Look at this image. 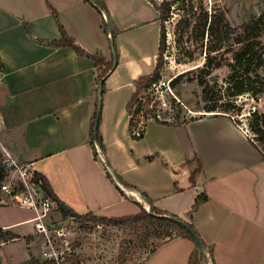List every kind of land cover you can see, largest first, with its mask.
Returning a JSON list of instances; mask_svg holds the SVG:
<instances>
[{
	"label": "crops",
	"instance_id": "obj_1",
	"mask_svg": "<svg viewBox=\"0 0 264 264\" xmlns=\"http://www.w3.org/2000/svg\"><path fill=\"white\" fill-rule=\"evenodd\" d=\"M102 1L107 13L88 0H0V150L43 175L78 215L120 217L138 213L140 204L147 210L143 193L155 207L191 221L208 253L176 236L139 264H189L192 254L194 264H263L264 158L224 113L173 124L148 118L143 135L132 138L126 105L135 81L155 68L160 12L153 0ZM59 25L87 55L50 43L61 39ZM111 32L116 65L103 79L101 156L91 143L100 70L88 55L113 61ZM115 171L130 187L114 179ZM0 206L30 210L0 221L17 236L0 240V264L43 263L32 237L34 212Z\"/></svg>",
	"mask_w": 264,
	"mask_h": 264
},
{
	"label": "rangeland",
	"instance_id": "obj_2",
	"mask_svg": "<svg viewBox=\"0 0 264 264\" xmlns=\"http://www.w3.org/2000/svg\"><path fill=\"white\" fill-rule=\"evenodd\" d=\"M202 11H207L209 14L216 13L217 15L223 12L225 21L232 27H237L252 17H257L260 14L264 16V0H176L172 4L170 16L164 22L166 47L162 56L163 64L159 69V79L171 82L179 74H181V79L174 86L169 83L173 94L169 92L166 94L160 88H158L157 94L145 90L142 108V110H145L153 107L154 113L159 115L161 120L170 123H181L183 120L213 112L221 113L218 110L219 106L228 99L230 71L228 68L223 67L213 70L210 74H215L218 77L214 81L216 83L214 87L215 97L208 102L202 100V86L198 83V79L199 76L203 75L200 69L207 48L227 47L233 41L225 40L219 43L216 38H209L207 42V36H205L204 41L201 42L202 40L199 39L198 35L191 33V28H187L186 25L197 21L199 13ZM233 45V48L237 47L236 44ZM257 48H264V22L262 23L260 45ZM228 53L231 54V52ZM198 66L200 67L196 68ZM251 68L257 73V75L252 72L250 74L252 85L257 86L262 82L264 83V60L260 66L255 67L252 63ZM156 95L160 97L159 100L155 98ZM104 96L103 93L101 95L100 118ZM154 101H156L155 104H153ZM233 102L240 106V110L233 113L232 119L236 120L241 127L247 126L253 111L264 113V91L257 95L245 92L235 96ZM213 104L218 107L217 111H207L206 107ZM140 117L141 114L135 115L136 120L142 119ZM131 137L138 140L136 137ZM135 152L138 153L136 150ZM135 152L131 149L128 150L130 155ZM116 155L119 156L120 161H123L124 157L126 159V152L123 154L122 152H116ZM7 158L5 151L0 150V168L4 169L0 181L9 180L11 183L16 184L17 174ZM115 174L118 176L116 171ZM29 211L21 207L0 206V221L19 218ZM54 212L51 211L48 214L50 216V220L47 219L50 226L49 233L54 237L55 229L64 227L71 249V252H67L65 255V259L71 257L79 264H139L146 253L161 241L167 230L165 223L153 215L141 218L136 222L115 225L107 221L97 223L88 218L72 220L69 217L54 216ZM92 216L94 218L100 217ZM32 237L39 253L43 254V251L46 250V248H42L45 237L34 232ZM142 242H144L143 245ZM55 248L61 250L58 245ZM44 257L42 256V258Z\"/></svg>",
	"mask_w": 264,
	"mask_h": 264
},
{
	"label": "trees",
	"instance_id": "obj_3",
	"mask_svg": "<svg viewBox=\"0 0 264 264\" xmlns=\"http://www.w3.org/2000/svg\"><path fill=\"white\" fill-rule=\"evenodd\" d=\"M95 3L96 8L100 12L101 10H104L107 13L105 4L102 0H92ZM176 0H162L160 3H156V6L160 12V21H161V29H160V37H159V46H158V56L156 60V65L153 70V72L149 75H144L139 77L135 81V91L133 92L131 98L127 102L126 108L128 110L129 115L137 114L140 110V105L137 104V96L142 89H146L150 86V84L160 77L159 69L161 68L163 64V53L166 47V41H165V26L164 22L168 19L170 16V7L173 3H175ZM50 10L52 11L53 15L57 18L56 12L53 7L49 5ZM264 16L260 14L257 17H252L247 22L242 23L241 25L237 27H232L227 21H225V17L223 12H220L218 15L216 13H208L207 11H202L199 13V17L197 21H194L193 24L187 23V28H191V33L194 35H198L199 39L204 41L205 36H207V42L209 41V38H216V41L219 43L225 41V40H233L232 43H230L227 47L219 46L216 48L210 47L207 48L205 55H204V61L201 65V72L203 75L199 76L198 83L202 86V100L208 102L211 98L215 97L214 94V87L215 82L209 81V76L212 73L213 70L221 69L223 67L228 68L230 71L229 75V93H228V99L225 103H222L220 105L219 109L216 106V104L210 105L206 107L207 111H221V113H224L228 117L232 118L234 112H238L240 110V106L237 105L235 102H233V98L235 96L241 95L245 92H248L252 95L261 94L264 91V83L262 82L260 85L253 86L252 80L250 77L251 72L256 74V71L251 68L252 63L254 66H260L263 63L264 60V48H257V46L260 45V37L262 35V23ZM59 29L61 31V39L58 41H51L50 43L54 46H70L72 47L78 54H86L80 47H78L74 41L66 35V33L63 31L62 27L59 25ZM181 35V34H180ZM111 40L114 45L115 49V42H114V33L111 32ZM236 44V48H233ZM228 52H231L229 54ZM87 55V54H86ZM90 56L96 66L99 68V73L96 77V83L97 85L100 83V91L101 95L104 93V77L108 74L110 69L112 68V60L111 61H105L102 55L95 54V55H88ZM231 59V60H230ZM1 66V62H0ZM244 66V67H243ZM200 66L196 67L199 68ZM181 79V74H179L177 77L173 78L171 80V85L174 86L178 81ZM150 111V110H149ZM144 118L147 117H153V119L158 123L163 124H173L165 120H159L155 115H149L148 111L144 112ZM95 118V114H94ZM195 118V117H194ZM100 120V117H99ZM186 120H183L181 122H184ZM99 122V121H98ZM234 122L237 124V121L234 120ZM177 123V122H176ZM134 121L132 115L129 118V128L130 132H132ZM93 126L94 121L92 122V137H91V143L93 144ZM247 126L249 130L252 133V138H249L254 147L258 150V152L262 155L264 158V113H257L255 111L252 112L251 117L249 121L247 122ZM96 140L98 144L100 145V148L102 151H104L101 135L99 133V129L97 128L96 132ZM151 158V156L147 157ZM3 168H0V180L3 177ZM200 171V164L198 167L191 172L190 174V180L194 181V176ZM36 175H38L42 180V188L44 191L52 197L54 200H56L58 207L57 211L60 213V215L63 218L66 217H74L77 219L82 218H88L90 220H94L97 223H101L104 221L112 222L115 225H123L125 223L130 222H136L144 217H151V214L140 204L139 205V212L135 214H129L124 215L120 217H103L100 216L98 218H94V216L90 214L86 215H78L73 212L71 208H69L67 205H65L63 202H61L54 192L52 191L49 182L47 179L35 172ZM109 175V174H108ZM110 176V175H109ZM118 177V176H117ZM119 181L123 183L125 186L130 187V185L126 184L124 181H122L118 177ZM142 197L146 199L147 203L149 204L150 210L153 213H156L160 216L156 217L158 220L163 221L166 226V232L163 234V238L161 239L160 243H163L167 240H170L176 236H182L191 239L194 241L192 236L180 225H178L176 222H174L171 217H178L177 215L171 214L165 210L159 209L155 207L151 201L146 197L145 194L142 193ZM204 196H198L195 199V202L193 206L191 207V210L189 212V218H192V213L196 209L197 205L204 200ZM183 220V219H182ZM185 221V220H184ZM192 230H195L194 225L191 221H185ZM17 237L15 234L11 233L8 230H3L0 228V240H11L13 238ZM27 239H31V237H27ZM195 242V241H194ZM144 242H142V245ZM197 247V245H196ZM156 248V245L153 246L149 252H152ZM65 261H72L74 264H79L76 260L73 258H67ZM34 264H40L37 261L33 259ZM41 264H57L54 260H45ZM189 264H194V258L193 254L190 257Z\"/></svg>",
	"mask_w": 264,
	"mask_h": 264
},
{
	"label": "built area",
	"instance_id": "obj_4",
	"mask_svg": "<svg viewBox=\"0 0 264 264\" xmlns=\"http://www.w3.org/2000/svg\"><path fill=\"white\" fill-rule=\"evenodd\" d=\"M153 1H155L156 3H160L162 0ZM4 77L5 73L0 68V84L3 82ZM169 83V80L164 81L157 79L156 81L152 82L148 88L142 89V91L139 92L136 102L140 105V110L135 115L141 114L140 118L142 119L136 120L135 115L133 116V114H131L133 117V121L136 124L131 132L133 137H141L144 132V120L153 118L150 116L144 118V112L148 111L149 115H155L159 120H161L159 115L154 113L153 107L142 110L144 99L143 95L145 93V90L149 93L153 92L157 94L158 88H160L166 94L168 92L173 94ZM155 98L158 100L160 99V97L157 95L155 96ZM155 102L156 101H154L153 104H155ZM162 104L164 105L165 103L163 102ZM252 110H254V108H252ZM238 127L246 136L252 138V133L247 126L241 127L238 125ZM7 160L9 164L14 168L18 180L16 184H14V182L11 183L9 180L0 181V204H15L30 208L35 214L31 219L32 221H34V233L45 237L42 248H46V250H44L43 254L41 255L45 256L44 258L46 260H54L57 264L64 262L66 260L65 255L67 254V252H71L70 241L66 235V232L64 231V227L55 229V235L54 237H52L49 233L50 226L47 221L48 214L51 211H57L58 204L56 200H54L44 191V189L42 188V180L38 175H36L35 171H33L31 168H28L26 165L17 163L16 160L11 159L9 156ZM69 218H71L72 220H76L71 216ZM57 245L61 247V250H57L55 248Z\"/></svg>",
	"mask_w": 264,
	"mask_h": 264
},
{
	"label": "water",
	"instance_id": "obj_5",
	"mask_svg": "<svg viewBox=\"0 0 264 264\" xmlns=\"http://www.w3.org/2000/svg\"><path fill=\"white\" fill-rule=\"evenodd\" d=\"M91 4H93L95 6V3L92 0H88ZM96 7V6H95ZM106 29L107 32L110 33V27L108 25V23H106ZM111 43V49H112V53H113V61H112V68L110 70L113 69V67L116 65V54H115V50H114V45L112 40H110ZM218 79L217 75L213 74L209 76V80L210 81H216ZM101 104H102V100H101V91H100V83L97 86V106H96V113H95V118H94V126H93V144L96 147L98 153L102 156L101 150L98 146V142L96 140V132H97V128H98V121H99V117H100V110H101ZM215 114H218V112H213ZM104 159V158H103ZM112 175L114 177V179L120 183L118 177L116 176V174H114L112 172ZM147 211L153 215V216H160L156 213L151 212L150 207L148 206ZM171 219L176 222L178 225H180L181 227H183L194 239L196 245L198 246L200 252L202 253V255L208 257V253L206 250L205 245L203 244V242L200 240L199 236L197 235V233L192 230V228L182 219L176 218V217H171Z\"/></svg>",
	"mask_w": 264,
	"mask_h": 264
}]
</instances>
